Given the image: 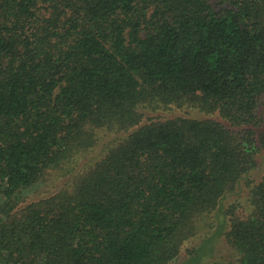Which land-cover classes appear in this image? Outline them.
<instances>
[{
    "label": "trees",
    "instance_id": "obj_1",
    "mask_svg": "<svg viewBox=\"0 0 264 264\" xmlns=\"http://www.w3.org/2000/svg\"><path fill=\"white\" fill-rule=\"evenodd\" d=\"M0 264H264V0H0Z\"/></svg>",
    "mask_w": 264,
    "mask_h": 264
},
{
    "label": "rangeland",
    "instance_id": "obj_2",
    "mask_svg": "<svg viewBox=\"0 0 264 264\" xmlns=\"http://www.w3.org/2000/svg\"><path fill=\"white\" fill-rule=\"evenodd\" d=\"M210 245H212L213 244V240L211 241V242H208ZM193 262V261H192Z\"/></svg>",
    "mask_w": 264,
    "mask_h": 264
}]
</instances>
